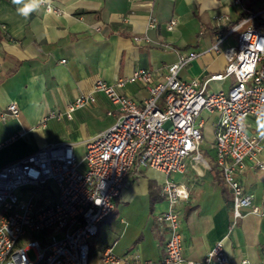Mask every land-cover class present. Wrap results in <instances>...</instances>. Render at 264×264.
Instances as JSON below:
<instances>
[{"label": "crops", "instance_id": "0c3cea01", "mask_svg": "<svg viewBox=\"0 0 264 264\" xmlns=\"http://www.w3.org/2000/svg\"><path fill=\"white\" fill-rule=\"evenodd\" d=\"M47 1L60 13L41 6L25 19L11 0H0V114L13 102L19 108L16 117H0V168L61 142H72L82 160L87 142L120 115L116 105L96 92L94 104L77 108L71 118L66 116L68 106L78 96L90 94L98 80L142 104L148 90L139 80L128 81L134 72L149 69L155 80H161L168 64L194 51L200 55L180 71V77L200 79L210 92L230 90L236 82L233 76L211 78L223 73L227 64L224 54L214 53L211 46L220 31L264 7V0ZM150 15L157 19L158 28L148 27ZM217 15L227 16L228 21L218 22ZM171 18L177 19V25L168 30ZM145 35L150 41L134 39ZM236 40L237 33L229 35L222 48L234 46ZM121 79L127 81L120 87ZM55 112L61 116H51ZM198 120L214 141L219 114L202 111ZM208 120H212L210 130ZM246 124L251 133L264 135V121L250 116ZM262 147L264 160V139ZM204 158L205 165L189 158L183 173L170 176L190 192L177 206L185 264H202L217 241L223 242L228 264L259 263L264 259V218L247 213L233 224L232 193L216 166L215 148L210 159ZM237 177L256 202L262 201L264 170L248 161ZM165 178L151 167L131 170L128 186L113 199L112 212L99 222L98 233L90 240V264H100L108 247L118 255L135 253L150 264H161L170 234L157 221L168 209L161 190Z\"/></svg>", "mask_w": 264, "mask_h": 264}, {"label": "built area", "instance_id": "2783aa9c", "mask_svg": "<svg viewBox=\"0 0 264 264\" xmlns=\"http://www.w3.org/2000/svg\"><path fill=\"white\" fill-rule=\"evenodd\" d=\"M42 6L47 12L60 13L48 1ZM215 19L228 21L225 15ZM176 25L177 19L171 18L167 28L173 30ZM157 26V19L150 15L148 27ZM227 27L211 46L214 53L224 54L227 64L223 73L211 78L233 76L236 82L230 90L210 92L200 79L180 77V71L200 55L194 51L168 64L161 80H155L149 69L134 72L128 81L139 80L148 90L142 104L98 80L90 94L78 96L68 106L66 116L71 118L77 108L94 104L96 92L116 105L120 115L112 126L87 142L82 160L77 158L72 142H61L0 168V264H90V240L97 235L99 222L112 212L113 199L128 186L135 166L165 174L161 190L168 209L157 221L170 234L161 264H185L177 206L190 192L170 176L183 173L189 158L205 165L200 151L204 123L198 120L202 111L219 114L214 130L215 161L231 189L233 224L247 213L264 218V198L256 202L237 177L248 161L264 170L260 157L264 135L251 133L246 124L248 117H257V109L264 104V7ZM233 33H237L236 44L223 49L222 44ZM134 39L150 41L146 35ZM126 81L121 79L117 84L121 87ZM18 114L13 102L0 117L5 120ZM51 116L60 117L61 113ZM29 251H33V259ZM228 260L223 242L217 241L202 264H228ZM242 263L250 264L248 260ZM100 264L150 262L135 253L118 255L108 247ZM257 264H264V259Z\"/></svg>", "mask_w": 264, "mask_h": 264}, {"label": "clouds", "instance_id": "9594fccd", "mask_svg": "<svg viewBox=\"0 0 264 264\" xmlns=\"http://www.w3.org/2000/svg\"><path fill=\"white\" fill-rule=\"evenodd\" d=\"M17 7V13L27 19L33 12L38 11L47 0H11ZM257 117L264 121V104L257 109Z\"/></svg>", "mask_w": 264, "mask_h": 264}, {"label": "rangeland", "instance_id": "374dc122", "mask_svg": "<svg viewBox=\"0 0 264 264\" xmlns=\"http://www.w3.org/2000/svg\"><path fill=\"white\" fill-rule=\"evenodd\" d=\"M207 129L210 130V127L212 125V120H208L207 121ZM203 132V139L200 143V151L201 153L207 158V159H210V155H213L214 154V148H215V143L214 141H212L211 137H208L204 130L202 131ZM29 256L33 259L34 258V253L33 251H29Z\"/></svg>", "mask_w": 264, "mask_h": 264}]
</instances>
